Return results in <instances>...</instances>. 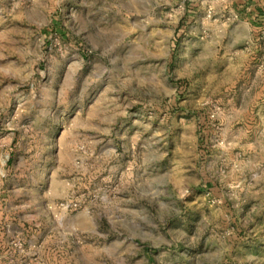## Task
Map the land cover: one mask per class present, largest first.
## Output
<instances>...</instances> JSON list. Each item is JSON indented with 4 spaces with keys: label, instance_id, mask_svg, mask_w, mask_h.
I'll return each instance as SVG.
<instances>
[{
    "label": "rangeland",
    "instance_id": "374dc122",
    "mask_svg": "<svg viewBox=\"0 0 264 264\" xmlns=\"http://www.w3.org/2000/svg\"><path fill=\"white\" fill-rule=\"evenodd\" d=\"M186 1L0 0V264H228L196 171L218 12Z\"/></svg>",
    "mask_w": 264,
    "mask_h": 264
},
{
    "label": "crops",
    "instance_id": "0c3cea01",
    "mask_svg": "<svg viewBox=\"0 0 264 264\" xmlns=\"http://www.w3.org/2000/svg\"><path fill=\"white\" fill-rule=\"evenodd\" d=\"M192 9L218 12L203 21L209 26L203 38L209 55L203 59L212 86L201 101L216 109L212 121L218 130L204 138L215 140L212 149L198 152L196 171L207 191L202 200L213 205L214 234L228 236L226 248H217L228 251V264H264V73L257 69L264 0H211L194 7L187 0L185 11ZM190 91L201 96L199 89ZM122 255L136 260L137 252L124 249Z\"/></svg>",
    "mask_w": 264,
    "mask_h": 264
},
{
    "label": "built area",
    "instance_id": "2783aa9c",
    "mask_svg": "<svg viewBox=\"0 0 264 264\" xmlns=\"http://www.w3.org/2000/svg\"><path fill=\"white\" fill-rule=\"evenodd\" d=\"M257 44H258V50H259V61L257 65V69L261 72L264 73V27H262L258 34H257ZM264 116V112H263ZM263 129V125H262Z\"/></svg>",
    "mask_w": 264,
    "mask_h": 264
},
{
    "label": "trees",
    "instance_id": "16d2710c",
    "mask_svg": "<svg viewBox=\"0 0 264 264\" xmlns=\"http://www.w3.org/2000/svg\"><path fill=\"white\" fill-rule=\"evenodd\" d=\"M190 2H191V0H190Z\"/></svg>",
    "mask_w": 264,
    "mask_h": 264
}]
</instances>
